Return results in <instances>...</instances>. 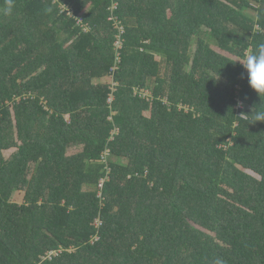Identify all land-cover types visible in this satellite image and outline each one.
Returning a JSON list of instances; mask_svg holds the SVG:
<instances>
[{
    "label": "trees",
    "instance_id": "trees-1",
    "mask_svg": "<svg viewBox=\"0 0 264 264\" xmlns=\"http://www.w3.org/2000/svg\"><path fill=\"white\" fill-rule=\"evenodd\" d=\"M261 41L264 0H0V264H264Z\"/></svg>",
    "mask_w": 264,
    "mask_h": 264
},
{
    "label": "clouds",
    "instance_id": "clouds-1",
    "mask_svg": "<svg viewBox=\"0 0 264 264\" xmlns=\"http://www.w3.org/2000/svg\"><path fill=\"white\" fill-rule=\"evenodd\" d=\"M240 63L247 73L249 87L261 99V97H264V41L259 42L255 51L245 56L243 62ZM254 114L256 121H264V113L254 111ZM215 264H224V262L217 259Z\"/></svg>",
    "mask_w": 264,
    "mask_h": 264
},
{
    "label": "rangeland",
    "instance_id": "rangeland-1",
    "mask_svg": "<svg viewBox=\"0 0 264 264\" xmlns=\"http://www.w3.org/2000/svg\"><path fill=\"white\" fill-rule=\"evenodd\" d=\"M53 1H55V0H53ZM58 7H59V13H60L61 11H63V10L66 9V6H65L64 4H62V3H60V4L58 5ZM82 14H83V13H80L79 15H77V18H78L79 21H80V16H81ZM210 47H211V49H212L213 51H215L216 53L221 54V55H223V56H225V57H230V56H228V55H226V54H223L222 51L219 50V48L217 47V45H216L215 43H212V42H211ZM230 59L233 60V58H230ZM140 95H141L142 97H144V96L146 95V92L141 93ZM81 148H82V147H73V148H70V149L68 150V154H71V153H74V152H76V151H78V150H81ZM13 150H14V149H13ZM11 152H12V150H5V151H4V154H5L6 156H8ZM26 173H28V171H26ZM30 177H31V174H30L29 178H30ZM17 191H18V190H17ZM17 191L14 192V194H13V198L15 197V198H17V200L22 201L21 199H22V196H23L24 193H22L20 190H19L18 192H17Z\"/></svg>",
    "mask_w": 264,
    "mask_h": 264
},
{
    "label": "built area",
    "instance_id": "built-area-1",
    "mask_svg": "<svg viewBox=\"0 0 264 264\" xmlns=\"http://www.w3.org/2000/svg\"><path fill=\"white\" fill-rule=\"evenodd\" d=\"M112 71H113V69H111L110 77H112V75H113V72ZM110 91L111 92L108 95V98L106 100V102H107L108 105H110L112 103V101H113V93L115 91V84L114 83L111 84ZM238 108H240V104H239ZM239 117H241V116H239ZM241 118H243V117H241Z\"/></svg>",
    "mask_w": 264,
    "mask_h": 264
}]
</instances>
